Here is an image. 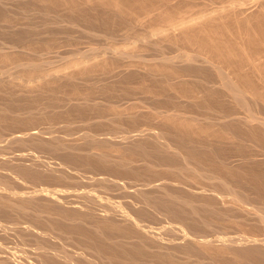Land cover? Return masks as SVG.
Wrapping results in <instances>:
<instances>
[{
    "label": "bare ground",
    "instance_id": "obj_1",
    "mask_svg": "<svg viewBox=\"0 0 264 264\" xmlns=\"http://www.w3.org/2000/svg\"><path fill=\"white\" fill-rule=\"evenodd\" d=\"M44 1L45 0H43V2ZM102 1L107 2L106 0H102ZM115 1H117V0H115ZM115 1H113V2H115ZM121 1H122L121 5H123L122 3L126 2V1L127 2L132 1V4H136V3L141 4V5H138V7L137 6L135 7L134 5H133L134 6L133 7L131 5V7L133 9L128 8L127 10H129V11L127 13L129 14L128 15L129 17L132 16L130 18H133V16H134V18L136 20H137V18H140V17L141 18L147 17V19L150 20L149 24L151 25L150 27L148 25L149 29L150 28L154 29V27H152V25L155 26L154 24L156 22L154 20L156 18V20H158V19L160 20V21L158 20V22L162 21V23L163 22L165 23L164 26L163 25H162V27L160 26L161 28L159 27V25H161L162 23L161 24L159 23V25L156 26L157 28H159L157 30L159 33H161V34L163 32H168V33L169 32H172V33L176 32L177 33V31H175V30H179L180 28L185 27V28H183V33L185 34L184 30L185 31L189 30L187 23L189 22V19H190L189 17H191L192 13L190 16H189V14L188 15L186 14L188 16V17L186 16V18L184 16V19L189 18L188 22L187 21L184 22V19L180 20V21H176L175 20L176 18L175 19L172 18L171 16H173V15L175 16L174 12L178 13V11H179V13L182 14V11L186 9V11L187 12L189 11V13H190V11L192 9L194 10V9L198 8L200 10V8H201V10L200 11L198 10V11L204 12V13H200V14H202L203 17H201V16L199 17L198 15H200V14H198L196 16H198V18L201 20L206 19V21H204V22L202 21L203 23H205L204 25H206V22H208L207 21L208 18H209L208 20H210V21L216 20L217 14H221L223 11H224V14L228 12V10L226 11L227 8H229V9L232 8V9H235V11L239 10L242 12L243 7H245V5H248L252 0H180L179 3L178 2L176 3L175 0H149V1L147 0L148 2L151 1L150 3H152V4L155 3V6L150 4V3H147L146 0H143V2L141 1L142 3H139L140 0L138 2H136L137 0L136 1L135 0H129V1L128 0H125V1L121 0ZM133 1H135V3H133ZM144 1H145V4H144ZM164 1H168V3H170L169 1H175V3L178 5L179 8L182 6L184 9L181 8L183 10L182 11L179 10V8L174 7V5H176V4L171 2L174 5H172L171 3L169 5H170V7L172 5V7L175 9V11H173V9L168 7V9L169 8L170 9H169V11H168V9H166V11L169 12V14H168L169 16H170V10L173 11V13H172L173 15H171L170 18H168V17H166L167 13L165 14L163 11V13L165 15L164 16L161 12L162 10L165 9L162 7H164L165 5L166 6L168 5ZM57 2H58V0H57ZM108 2L110 4L113 3V2L111 3L110 0H108ZM68 3H69V1H68ZM85 3H87V2L85 1ZM163 3H165V4H163ZM261 3H264V2H261ZM88 4H89V2H88ZM125 4H126V6L129 7V3L128 4L124 3V6H125ZM130 4H131V2H130ZM179 4H181V6H179ZM102 5L105 6V4H102ZM106 5L109 6L108 4H106ZM54 6H53V8H56V6L55 7ZM124 6H122L120 8V5H118V7L120 9H122ZM100 8H101V5H100ZM108 8H109V10H107V11L105 10L106 11L105 17H106V15L108 17L110 16L107 13L110 11V8H112V7L111 6L107 7V8L102 7V9H101V10H103V9H108ZM113 8L111 9V11L113 10ZM116 8H117V6H115V8H114L115 11H116ZM124 9L126 10V8H123V10ZM160 9H162V10L160 11ZM68 10H69V8H68ZM193 10H192V12H193ZM115 11H113L111 15L117 14L120 12L122 13V11L117 12V13ZM186 11H183V12L185 13ZM198 11H197V13H198ZM159 12H160V14H159ZM231 12H233L232 13L233 16L236 15V13L234 14V10L233 11L231 10ZM45 13H46V11H45ZM99 13H100V11H99ZM109 13H111V12H109ZM123 13H126V12L124 11ZM178 14H176L177 20L179 18V16H177ZM183 14H182V16H180V18L183 17ZM242 14H246V12L242 13ZM91 15L92 14H90L89 16H91ZM94 15H96V14H94ZM239 15H240V13H238V16ZM81 16H82V13H81ZM124 16H127V15H124ZM124 16H122V18ZM192 16H195V15H192ZM223 16H226V14ZM260 16H262V15H260ZM85 17H83V18L84 19L89 18V17H87V18H85ZM150 17L154 18V20L150 19ZM217 17H219V15ZM228 17H230V16L227 15V18ZM198 18H196V19H198ZM202 18H204V19H202ZM220 18H221V16L219 17L218 21L219 20L221 21L222 18L221 19ZM259 18H261V17H259ZM263 18H264V14L262 16V19ZM140 19H139V21H143ZM196 19L194 20L195 23H196ZM105 20H107V19H102V21H105ZM115 20H117V19H115ZM223 20H224V22H226L225 19H222V23H223ZM252 20H254V19H252ZM80 21H81V19H80ZM109 21L110 20L108 19L107 21L101 22V23L107 24V23H109ZM132 21H133V19H132ZM144 21H145V19H144ZM239 21L240 20H238V22ZM76 22H78V21H76ZM88 22H90V21H88ZM91 22H93V21H91ZM94 22L96 23V21H94ZM150 22L153 24H151ZM211 23L213 24V21ZM211 23L208 22L209 25ZM214 23H215V21H214ZM226 23H228V20ZM113 24L117 25V24H115V22ZM156 24H158V23H156ZM189 24L191 25V23H189ZM208 24H207V26H209ZM212 24L210 26H212L213 29L215 30V27ZM218 24H220V23H218ZM230 24H232V23H230ZM239 24H237V25H239ZM72 25H73V23H72ZM114 25H112V26H114ZM118 25H119V23H118ZM120 25H122V24H120ZM186 25H187V27H186ZM190 25H189V27H190ZM192 25H194V28H196L197 25H199V24L197 22V24L195 26V24H193V22H192ZM204 25L203 26L201 25V28L204 27ZM214 25L216 26L217 23H215ZM220 25L218 26V30L219 29L220 30H226L227 29L226 32L228 35L230 34V32L233 31L232 28H234V26H235L234 25L231 27L229 25L231 27V31H230L229 26H228L229 28H226V29H225V26H223L224 29H222L223 27L221 28V26L224 24H222L221 26ZM249 25L251 26V22ZM259 25L260 24L258 23L257 26H259ZM74 26H76V27L78 26V28H79V25L74 24ZM99 26H100V24H99ZM106 26H104V27H106ZM95 27H97V26H95ZM198 27H197V29H200ZM212 27L209 28V30H207L208 27H205L206 29L202 28V31L206 30V32L209 31V33H212L211 31H214L212 29ZM236 27H235V29H236ZM244 27H245V23H244L243 27H241V28L244 29ZM73 28L74 27H72V30H73ZM192 28H193V26H192ZM192 28H191V30H192ZM241 28H239V29H241ZM249 28L250 27L246 28L245 30L249 31ZM152 29H151V31H152ZM210 29H212V30L210 31ZM235 29H234V31H235ZM108 30H109V27H108ZM154 30H153V33L155 32V34H156V30L155 31ZM260 30L262 31V27H261V29H259V32H260ZM80 31L82 32V34L83 33L87 34L86 32H88V31L84 30V28L83 29L80 28ZM89 31H91V30H89ZM180 31H182V30L180 29L179 33H180ZM251 31H253V30H250V32ZM187 32H189V31H187ZM191 32H193V34H194L193 37H192L193 34ZM199 32L200 31L197 30V32H195V33H199ZM241 32L239 31V33H241ZM92 33L93 32H91V34ZM149 33H151V32H149ZM179 33L177 34V36L179 35ZM190 33L192 34L189 37L190 39L183 37L182 35H184V34H182V33H181L182 35L178 36V37H180V39L182 36L183 40L185 38V41H183L182 39L181 40L183 41V43L186 42L187 46H188V44H190L187 42V40L188 41L193 40L191 38H194V37H195L194 39H196L198 36V34H196V36H195L194 30L190 31ZM190 33H188V35H190ZM215 33H217L216 30H215ZM220 33L224 37L225 31L223 33L221 31ZM220 33H219V35H220ZM245 33H246V31H245ZM262 33L264 34V32H262ZM68 34H70V33H68ZM89 34H90V32H89ZM161 34H159V35H161ZM201 34H202V36L200 37V35H199L198 37L202 39L204 33L201 32ZM233 34H234V32H233ZM233 34L231 33L232 36H233ZM235 34H234V36L236 37V39H238V36L240 34L239 35L236 34L238 36H236ZM95 35H97V34H95ZM170 35H171V33H170ZM170 35H169V39H170V37H172L171 40L174 42L175 39L173 40V38H175L176 34L174 33V35H171V36ZM188 35L186 37H188ZM206 35L207 34H205L204 36H206ZM210 35L211 34L208 35L209 36L208 38L206 37L207 39H205V37H204L203 41H201V39H200L201 42L199 41V43L197 44V46L199 45L198 47L200 49H202V51L205 49L207 50L209 48L210 49L209 54H208L209 49L207 50L208 51L207 53H206V50H205V53L201 52V50H198L194 53L192 52L193 54L188 53L189 51H192L191 50L192 48H190L189 47L190 45H189L188 47L190 48V50H188L187 46H185L186 44H184L183 48L185 49V47H186V50H188V52L185 50V52L183 51V53L181 52L178 55H172V56L162 54L161 56H159L157 58L153 57L154 59L152 58L151 60H149L152 64L150 62L146 63L147 59L139 57L137 54L132 53L131 51H129L127 49L126 50L120 49L117 46H108L104 49H101L102 51L95 50V52L96 51H100V52H96L94 54H91V52H90V54H87V53L83 54V53L77 52L74 54V56H72V54H71L72 57L71 56L64 57V58L61 57L62 60L61 59L60 60L62 61V63H66V65L70 63V65H68V66L69 67L70 66L75 67L76 69H78V72L79 71L83 72L86 70L89 71L88 69L92 70L91 68H94L93 67L94 65L93 64L91 65V63H97V64L98 63L100 64V62H102L103 64H105V63L106 64H108V63H115L116 64L117 63V66H118V63H124L125 64L124 60H126V59L132 60L133 58H141L143 61L142 64L146 63L147 65L148 64L154 65V63H156V64H159V66L160 65L164 66L165 69L170 68V69H172V73L170 72V70L168 72L166 70V72H165L161 66L160 67L157 66L160 73L163 74L162 77L164 78V82L166 84L169 85L170 83L173 84L175 82L180 83V84L182 83V85L185 84L184 85L185 87H182V88L178 84H173V85H175V87L178 85L180 88L179 89L177 87L179 89V90L177 89V91H176L177 94H179L178 91H180V90L184 91L185 89H183V88L187 89L192 85L191 88H189L192 90V93L191 92L189 93L186 90V92L189 93L186 95V93L184 94L182 92L184 94V97L187 98V101L188 100L194 101V99L197 97H198V99L197 100L195 99V101H198L201 98L203 99V97H204L203 95L211 93L213 95H216V97H217L216 102L219 104L220 107L216 108L217 107L216 105L212 106L211 104H209L210 102L207 103V101H206V103L208 104L207 106L211 105L212 108H214V106H216L215 107L216 109L214 108V112H212V109H210L209 108L210 106H209V107H207V110H209L211 112H208L205 108L204 109V110H206V111H204L205 114H202L203 111H201L202 112L201 114H198L200 112L197 113L196 111H194V112L191 111V109L189 111L185 108H182L183 104L181 105V108H178L177 106L180 107L179 103H175V105L172 104V108H170L171 106L168 107L169 104L167 105V102H166V104L164 103L165 106L164 105L159 106L158 104H161V103H158V102H160V101L157 102L158 104L154 101L153 103H156L158 106L147 107V106H144L146 104L140 103V102H142L141 100H139L140 104H138L136 101L135 102L137 104L135 102H134L135 103L134 104L133 101L138 100V99L133 100V98L131 96L130 97L132 98L133 101L130 100L131 98H128L130 100V102H129L128 99L126 98L127 95H126V97H124V101H126V102L128 101L129 104L132 102V104L135 105V108L134 109L132 108L134 111H135V109L138 108V110H139V108H140V115L139 116H141V113L143 114L144 107H145V109L147 107L148 108V109H146L147 112L145 111L146 114L145 113L144 114L146 116H147V113H149L148 114L149 116L151 114V116L154 119L153 120L151 117L153 122L156 119L161 120L162 118H164V123L161 122L162 120L160 122L158 121V123H161L163 125H170L171 127H173V125H176V128H177V125H179V127L181 126V128L184 126V127H187L186 129H188V128L193 129L194 132H195V129L198 131L204 129L205 131L207 130L208 133H210L209 130H211V129L213 130L214 128H217L218 130H215L212 139H210V136L207 137V132H206L205 138L207 140L205 138H203V140L204 141L206 140V142H207L208 138H209L212 141L211 142L209 141L208 142L209 144L202 143L201 147H198L196 145V142H195L197 135L195 136L193 133H192V136H195V137H193L195 140H193L190 137H188V138H190L188 140L185 139L186 141L182 138L178 140L179 137H176L177 142H174L171 139L172 134H169L170 130L168 133H166V131L163 128L161 129L159 127L161 130H158V132L152 133L151 126H150L151 132H149L150 130H148V128H146V130H148L147 134H140V135L136 134L137 135L136 137L133 135L134 137L133 136H125L123 139L121 138L122 140H119V142H121V144H123V145H121L119 143L120 144L119 149L117 148V146L119 144L118 145L113 144L114 142L117 143L118 140L115 139V141H113L114 138H108L107 137L106 139H104V137H102V139L106 140L107 143L109 141V144H107L103 140L105 142V144H107L106 146H108L109 148H107V147L104 148V146H105L104 144L101 147H103L107 151L111 147H112V149H110V150H112V151L117 148L118 154L115 153V155L110 151L99 152V150L101 151L102 148L96 151L95 149H96L97 145L95 146V144L92 145L93 147H91V148L87 147V149H85L86 147L85 148H78V147H72V146H66V145L63 146V145H61V143H62L61 142V143H59L58 146H60V147L62 146L61 150L62 151L64 150L65 154H67L66 152H68V154L70 153L69 156L72 155V157H68V158L64 157V161H63L64 163L62 162V164H60V165L58 164L57 166L55 163L56 167L53 165V162H52V165H50L49 161H47L48 164L46 163L47 164L46 165L45 164L46 161L45 162H44V160L39 161L38 159H35L33 157L32 158L35 159V161L33 160L34 162H37V160L41 163L44 162L41 165L42 167H38L35 164H23V165H21V163L19 164V162H17L18 163L17 167H15L16 166L15 165L14 166L15 168H13V166H12V170L7 169L8 174L6 173L5 176H2V174H0V232L3 233L4 235L5 234L11 235L12 233L16 234V231L18 232V230H16V229H17V227H19L20 223H17V222L14 223L15 219H14V221H9V219L7 221H5V219L7 217L4 218L8 214H9L8 216H11L10 214H12V215H15L18 217L19 222L22 221V225L24 224V227L23 226L22 227L25 230L30 228L29 232L31 230H33L34 228H35L34 230H36V228H38L37 223H39V222L46 224V227L47 226L49 227V229L46 228V230H45L46 233L44 230H42V231L36 230L35 231L36 234H38L40 232V234L42 236L44 235L47 237H52L53 240L55 239V240H57V242L50 241L51 239L49 238L50 240H48L47 237H45V239L47 238L46 241H44V240L42 241L41 239H44V237L41 238V236L38 234V236H40V241L39 240H37V242L34 241L37 243V245L34 243V245L36 247L34 246L35 248H32V249H34L32 251L35 252V255L33 254L34 257H32L33 252L31 251V249L28 248L31 251V252H29L30 253V255H29V253H28L29 250L27 251V249H26L27 248L26 243L23 242V244H21V243H20V245L18 244V246L20 248H15V246H14V248H11L10 246L7 247L3 243V240L1 238L2 241L0 240V264H264V196H261V195H264V193H263V191H262V193H260L257 190L258 189L257 185L263 186L261 182L264 181V179L262 178V176H260L261 177L260 180L255 178L254 177L255 172H253V175H254L253 177L248 175L249 173L247 174L245 172V170L249 167H252V168H249L252 170L253 167L258 166V165H256L259 163L258 158H260V157L264 158V116L262 115L263 112H261V110H260L261 108L264 107V75H263L264 72L262 73V71H264L262 68H264V67H262L260 64V63L264 62L263 61L264 60V56H263L264 53L261 52L264 49V48H262L263 47L262 45L264 44V38H262V37H264V36L261 35L262 36L261 37L259 35L260 38L263 39V41L261 40L263 44L260 43L261 42L260 39L259 40L257 39L256 46L254 45V47H252V48L256 47L259 50L254 49V51H256V53H253L252 52L253 50L251 52H249V50H251L250 49L251 46H249L250 48L248 47L249 50L246 48V50H247L246 51V50H244L245 48L243 49L242 46H239L240 43H238L239 47L237 45H234V46H237L235 48V47H233V44L229 45V42L227 41V39L225 42H227L228 44H225V42H224L225 37L222 38L221 36L219 37L218 34H216V36H215V34H212L211 37H213V35H214L216 38L219 37L220 39L222 38L221 40L224 39L222 41L223 43L219 39L220 43L217 44L219 42L218 39L215 38L217 42L216 41L214 42L215 39L210 38ZM228 35H225V36L228 38L229 37ZM147 37H149V39H150L151 35L150 36H138V38L135 41H133L131 43V45L138 44V42H140V44H142L141 43L142 41L146 42V39H148ZM163 37H165V35ZM178 37H177V39H178ZM233 37H230V38L234 39ZM241 38H243V36ZM55 39H56L55 40L56 42H58L57 40H59V42H61V40L63 38L58 39V37L56 36ZM232 39H228V40H230V44L234 43L236 41V39H235L234 42H231V41H233ZM15 40H17V39H15ZM179 40H176L175 42L177 43V41H179ZM197 40H199V39H196V41ZM20 41H21V39H20ZM64 41H65V39L63 40V43H64ZM74 41H76V40H73V43H74ZM163 41H164V39H163ZM194 41L193 42L189 41V42H191V44L198 42V41L197 42H194ZM253 41L255 42V40H253ZM258 41H260V42H258ZM52 42L53 41H51L50 43H52ZM59 42H58V44H60ZM77 42H79V41H77ZM164 42H166V39ZM237 42L238 41H236L235 44H237ZM41 43L43 44L45 42L42 41ZM53 43L56 44L55 42H53ZM63 43L61 42V44H63ZM70 43H71V41H70ZM171 43H169V44H171ZM183 43H179V45L177 43L178 46H176V47H181L183 45ZM247 43H249V42H247ZM250 43H249V45H250ZM259 43L261 44L260 47L262 49L260 47H258L259 45L257 46V44H259ZM8 44H10V43L8 42ZM47 44H45V45H47ZM65 44H66V42H65ZM180 44H182V45L180 46ZM252 44H255V43H252ZM6 45H7V43H6ZM20 45H22V44H20V42H17V43L14 42L13 44L11 42V44L8 48L13 50V51H16L18 48H20ZM200 45H201V47H200ZM244 45H243V47H245ZM42 46H44V44ZM51 46L52 45H49L50 49H51ZM68 46H69V44H68ZM152 46H155V45H152ZM197 46H195V48ZM4 48H7V47L4 46V47L0 48V58L2 56H4L3 62H4V59H6V60L8 59V54L4 51L5 50ZM44 48H45V46H44ZM140 48H141V46H140ZM50 49L48 47H46L45 48L46 52L45 51H42L43 53L40 52V54H39L40 58L38 57L39 61H40V62L38 61L39 63H54V60L52 62V58H51L53 56L48 57V55L49 54L51 55V53H53L57 50L51 51ZM54 49H56V48L54 47ZM257 50L260 51L261 53H259ZM17 53H19V52H17ZM137 53H138V51H137ZM249 53H251V54H249ZM13 54L15 56V53H13ZM139 55H141V54H139ZM55 59H58V58L56 57ZM63 60H64V62H63ZM33 61L28 62V63H38V62H35L37 60H33ZM23 65H24V67L28 68L27 64H26V66H25V64H23ZM23 65H21V66L23 67ZM111 65L112 64H110V66ZM120 65H119V68L121 67ZM31 66L34 69L35 66L33 67V65L30 64V67ZM68 66H65V69ZM103 66H105V65H103ZM226 66H227V68L230 67L229 69H231V73L234 76L232 74H230L229 70L226 68L228 70V73H227V70H225V68H224ZM151 67L153 68V66H151ZM154 67L156 68V66H154ZM35 68H37V67H35ZM112 68L116 69V68H114V66ZM123 68H125V67H123ZM155 68H154V71H153V69L150 68L153 71V73H155ZM160 68H162L165 73L161 72L162 69H160ZM260 68L262 69V71ZM17 69H18V67H17ZM37 69H39V68H37ZM76 69H75V71H76ZM111 69L107 68L109 73H110L109 70H111ZM204 69L208 70L205 73H210V71H212V73H214V77H210L209 75H211V74L208 75L210 78L206 77V76L204 77L201 73L202 70H204ZM42 70L43 69H41L40 71H42ZM62 70L63 69H61V71ZM158 70H157V74L159 72ZM206 70H204V71H206ZM4 71L0 70V83H2L1 82L2 80L6 81V79H8L7 81H9V83L10 82L16 83L18 81L19 84H23V87L26 85L25 87L30 88L31 87L30 85H32L34 82H36V86H34L35 84H33L32 87L33 88L35 87L34 89H36L38 91L41 89L40 87L42 84H40L38 86L37 81L39 84V82L41 83L42 81L43 82L46 81L44 79H46L47 77L52 76L51 70H50V72H47V73L42 74L40 76L36 75V77H33V78L31 77V76H33L32 74H31V76L29 74L28 77H24L21 74H20L21 76H17L18 74L16 75L12 72H9L6 70H4ZM44 71L46 72V70H43L42 72L44 73ZM55 71H56V69H55ZM69 71H72V70H69ZM75 71H73V72H75ZM113 71L115 72L114 76L116 78L111 76V75L110 76L107 75L108 78L113 77V78L117 79L118 77L121 78L124 74H125V77H127L126 73L128 71L130 73L132 70L130 71L126 67V69L120 70L118 72H117V70H112L111 72H113ZM146 71H147L146 73H149L148 70H146ZM7 72L9 74H7ZM82 72H80L79 74H81ZM140 72L142 73V71H140ZM24 73H26V72H24ZM103 73L106 74L105 70L103 71ZM167 73H169V74H167ZM59 74H60V72L58 73V75ZM61 74L60 75L64 79H67L68 81H70L72 79V77L70 76V74L73 75L72 72L70 73V72H67V70H66L64 72V74L62 72H61ZM82 75H83V73L81 74V76ZM136 75H137V73H136ZM86 76H88V75H86ZM158 76L161 77L159 74H158ZM249 76L251 78L250 80L248 78ZM252 76L255 78L254 80H252L253 79ZM105 77H106V75H105ZM152 77L154 78L155 76H151V78ZM162 77H161V79H162ZM246 77L248 80H246ZM84 78H85V76H84ZM120 78H118V80ZM50 79H48V80L50 81ZM64 79H62V80L64 81ZM146 79H148V77ZM156 79H157V77H156ZM256 79L261 81V83L259 84V82H258V84H256V82H257V81L255 82ZM80 80L81 79H79V81ZM160 81L161 80H159V84H161ZM119 82H120V80H119ZM44 83L46 84V82H44ZM117 83L118 82L116 81V84ZM112 84H113V82H112ZM162 84H161V86H162ZM186 84L187 85L190 84V86L186 87ZM16 85L17 84H15V86ZM109 85H110V83H109ZM193 85H195L197 87V88L194 87L195 89H198L197 92H196V90H194V88L192 89ZM68 86H70V85H68ZM163 86H164V84H163ZM149 88L150 87H148V89ZM156 88H158V86ZM165 88L168 89L170 87H165ZM165 88L163 90L164 92L158 91L159 92L158 93L156 91L157 94H159V96L161 94L163 96H165L163 94L166 92ZM59 89H60V87H59ZM99 89H101V87ZM159 89L161 91V89H163V87L159 86ZM172 89H173L172 91L170 89H168V90H170L171 93L175 92L176 89H174V87ZM44 90L45 89H43V91ZM145 90H146V88H145ZM168 90H167V92H168ZM193 90H194V92H193ZM24 91H26V90H24ZM71 91H73V89ZM74 91H77V90H74ZM110 91H112V90H110ZM170 92H169V94L171 95ZM104 93H105V91L103 92V94ZM13 94H15V93H13ZM177 94H176V96H179ZM98 95H99V93H98ZM107 95L108 94H106L105 96H107ZM167 95H168V93H167ZM167 95H166V97H167ZM153 96H155V95H153ZM210 96L207 95V97H209V98H210ZM155 97H156V100L159 99V98L157 99L158 95H156ZM170 97H169V99H170ZM213 97H211V99ZM74 98H76V97H73V100L76 101L77 98L76 99H74ZM176 98H177V100H176ZM176 98L173 99L172 101H174V102L178 101L179 98L178 97H176ZM166 99L164 98L165 101H167ZM180 99H179V101H180ZM202 99L199 100V102L200 101L202 102L203 101ZM205 99H207V98L204 97L203 104L205 102ZM66 100H67L66 102H68L70 99H66ZM89 100H87V99H85V101L82 100L81 104H79L78 101L77 102L73 101L75 103L72 106L73 110H76V112H77L78 109H76V108H80V107L84 108L85 106H87L89 109L90 108H96L94 105L92 106V104H94L93 101H91L92 103L89 104V102H90ZM110 100H112V99H110ZM183 100H185V99H183ZM183 100H181V101L183 102ZM214 100H216V99L214 98ZM214 100L212 99V101H214ZM70 101H72V100H70ZM83 101H84V103H83ZM112 101H114V100H112ZM115 101L113 104L110 103L111 101H109V103H110L109 109L110 110H111V108H115V111H117L116 108H120V107H123L124 105L128 104V102L124 103L123 99H120L119 101H117V99H116ZM191 101H188V102H191ZM195 101H194V103L196 105L198 102L196 103ZM63 102H65V101H63ZM161 102H163V101H161ZM169 102L171 103V99L169 100ZM201 102H200V104H201ZM105 103H107V102H105ZM105 103H104V105H105ZM206 103L204 105H206ZM132 104H130V106ZM177 104H179V105H177ZM214 104H216V103H214ZM66 105H68V104L65 103V105H63V107ZM70 105H71V103L69 104V106ZM166 105H167V107H166ZM198 105L199 104H197L196 106L198 107ZM99 106H101V105L99 104ZM173 106H176L177 108L173 107ZM199 106H201V105H199ZM7 107L1 108V106H0V116L2 117V118L0 117V120H3L8 115V112L11 111V108H9V110H10L9 111ZM103 107H105L104 109H106V106H103ZM141 107H143V112H141V110H142ZM183 107H185V105H183ZM203 107H206V106H202L201 108L203 109ZM46 108L47 107H45V108L43 107V110ZM186 108H188V107H186ZM39 109H41V108L39 107ZM66 109L67 108H65V110ZM85 109L87 110V108H85ZM85 109H83V110H85ZM126 109H128V108H126ZM130 109H131V107H130ZM30 110H31V108L29 109V111ZM33 110H35V109H33ZM138 110H136L135 112L138 113ZM262 110L264 111V109H262ZM15 111H17V110H15ZM95 111H97V110H95ZM83 112L86 113L87 111H83ZM124 112H126L128 114L127 111H123V113ZM133 112L132 113L129 112V114H131V116L133 115L134 117H136L138 114L134 115L135 112L134 113ZM21 113H20V116H21ZM29 113H31V112H29ZM45 113H46V110H45ZM72 114H73V111H72ZM12 115L13 114L11 111V114L9 116H12ZM17 115H19V114H17ZM23 115H25V112L23 113ZM65 115H66V113H65ZM88 115H89V113H88ZM133 116H132V118H133ZM144 116H143V118H144ZM149 116H148V118H149ZM32 117H33V115H32ZM54 117H55V115H54ZM126 117H128V115L123 114V118L126 119ZM130 117L127 118L128 121H129ZM154 117H156V119ZM160 117H162V118H160ZM6 118H8V116ZM23 118H24V116H23ZM139 118L140 117H138V118L136 117L135 119H137V121L139 120V124H140L144 120L141 119V121H140ZM148 118H146V119L148 120ZM165 119L167 121L166 123H165ZM10 120H11V118H10ZM49 120H51V119H49ZM12 121H13V119H12ZM18 121H19V117H18V120L16 121V123ZM27 121H26L27 123H30L32 120L31 121L27 120ZM134 121L136 122V120H134ZM151 121H149V122H151ZM3 122H4V120H3ZM3 122L0 121V123H3ZM20 122H21V120H20ZM22 122H23V120H22ZM67 122H69V121H67ZM153 122H151V123L154 124ZM31 123H33V122H31ZM145 123L143 122L142 125L144 126ZM148 123H146V124H148ZM20 124H23V123H20ZM132 125L135 126V123L134 124L132 123ZM142 125L140 124L141 127H143ZM155 126H156V124H155ZM158 126H161V125L158 124ZM170 126H168L169 127L168 129H170ZM137 127H139V126H137ZM156 127H155V129H157ZM179 127L177 129H179ZM165 128H167V127H165ZM184 129L185 128H183V130ZM188 130H186V131L188 132ZM204 130H202V132ZM237 130H239L240 133L236 132ZM155 131H157V130H155ZM191 131H189L188 134H191ZM135 132L136 133L140 132V130L139 131L135 130ZM178 132H180V131H178ZM173 133H174V131H173ZM203 133L205 134V132H203ZM203 133H202V135L204 136ZM173 135H174L173 136V139H174L175 134H173ZM180 135L181 134L179 133L178 136H180ZM25 136H21V138L25 137ZM100 136H101L100 134L98 136L96 134V136H95V133H94L93 135L92 134L88 135V137H89L88 139H91V140H93L91 142H93V143L97 142L96 144H98V141H99L98 139L100 138L101 142L104 143ZM104 136H107V135H104ZM181 136H183V138H185L184 134H182ZM186 136H188V135L186 134ZM112 137H114V136H112ZM17 139H18V137H17ZM17 139H15L16 142H18ZM22 139H20V141ZM24 140H26V138H24ZM38 140H40V139H38ZM52 140H51V143L56 142V144H55L56 146H57V143L60 141L58 138H53ZM56 140H58V141H56ZM111 140H112V143H110ZM227 140H228V143L230 144V146H233L235 148L234 150L230 149L229 152H222L223 154H221V152L220 153H217L216 151L214 152L213 149H214L215 144L219 145L220 143H226ZM34 141H33V144L36 142V141L35 142ZM42 141H44V140L42 139ZM26 142L29 143L27 140H26ZM39 142L40 141H38V144L42 145V143H43V145H44L46 141H44L42 143L41 142L39 143ZM101 142H99V143L101 144ZM198 142L200 143V141H198ZM31 143H32V141H31ZM213 143H214V145H213ZM24 144H26V143H24ZM38 144L35 143L34 145L37 146ZM52 144L47 145V143H46L47 146H51ZM205 144H207V145H205ZM27 145H29V144H27ZM43 145H42V147H43ZM58 146H57V148H58ZM98 146L100 148V145H98ZM39 147H40V145H39ZM218 147H221V146H218ZM227 147H228V144H227ZM202 148H203V150H202ZM221 150H223V149H221ZM56 152H57V150H56ZM83 152L86 153L85 157H82V156H84ZM206 152H208V153L211 152L212 156L210 155V158H208L209 155L207 156L208 153H206ZM77 156L78 157L81 156L82 158L81 157L78 158ZM133 156H135V158H133ZM39 157H40V155H39ZM262 161L264 162V159ZM24 163H27V161ZM71 163H75L76 166L73 164L75 167H77L78 163L79 164L82 163V165L84 167H87V168L89 167L90 170L92 169L93 171H96V172H103L104 170H105L104 172H107L109 170L110 173H108L109 172L108 171L106 174V175H110L109 177H105L106 175L103 176L100 173V175L105 177L103 179L104 181L102 184H104V182L106 180L109 181L108 179H110V177L112 176L111 174H113V176L115 177V175L118 176L119 173L122 174V171H119V170L128 171L129 173L126 172L128 174L126 178H128V179H125V180L126 181L129 180V182L121 181L122 182L121 185H119V184L118 185L120 188H122V189L124 188V189L128 190L127 193L131 194V195L129 196V195L125 194V195H127V201H125L126 198L123 197L125 199L124 200L125 202H123V200H121V201L113 200L109 196H107L108 195L107 193H105L109 190L108 187L106 186V183H105V186L108 189V190H106V188L103 187V190H104V188L106 190V191H103V193H105V194H103L102 191H101V193H102L101 194L100 192H98V190H95L94 187L93 188L91 187V189H87V190L85 189V191L80 192V193L78 192V193L74 194L75 193L74 192L72 195L73 196L77 195V196L76 197L74 196L73 199L69 198L70 200H68V197H65L66 195H63L64 191H61V190H57V189L52 190L53 188L52 189H50V188L36 189L35 188L34 190H36V191L33 190V192L32 191L31 192H28V191L27 192H19L17 190V187H15V185H14V183H15L17 185L20 184V186L21 185L25 186V184H24L25 182L23 181V184H22L20 182L21 180H25L27 183H30V184L32 183V181H35V182H36V180L42 181V179L46 178V175L48 176L51 174L53 176V174L54 175H56V173L60 174V172H62L63 170L66 171V169H68V168L71 169L72 167L70 168L69 166L67 168V165H69V164H70V166H73V165H71ZM12 164H14V163H12ZM43 164H45L46 166H44ZM8 165H9V163H8ZM8 165H6V168ZM19 165H21V166H19ZM82 165H79V167H82ZM35 167H37V168H35ZM263 167H264V163H263ZM9 168H10V166H9ZM4 169H5V167H4ZM106 169H107V171H106ZM4 171H6V170H4ZM125 171H123V173ZM258 171H259V169H258ZM46 173H49V174H46ZM148 173H151L154 175V177L155 176L156 177L155 178L152 177V179L151 178H145L147 176L148 177L152 176L151 174H148ZM44 174H46V175H44ZM143 174L144 175L147 174V176L146 175L144 176ZM48 178L49 177H47L46 179H48ZM65 178L66 177H64V179ZM118 178H120V176ZM118 178H117V180H118ZM124 178L125 177H123V179ZM50 179H51V177H50ZM50 179L48 181H51V182L55 181V180L52 181ZM99 180H101V178ZM99 180H98V182H99ZM245 180L250 181L249 183H247V181H246L247 184H249L250 186L252 184L254 187L257 188V189L256 188H254V189H256V191L260 193V194L257 193L259 195V197H257V195H255V197H257V198H254V197L250 196L248 193L247 194L245 193V191L247 190V189H244L245 187H243ZM59 181L60 180H58V182ZM41 183H39V184H41ZM109 184H111V181ZM109 184H108V186H109ZM241 184H242V186H241ZM249 185H247V186L249 187ZM244 186H246V185H244ZM60 189H62V188H60ZM251 190L253 191V189H251ZM68 191L67 192L65 191V193L67 195L69 193ZM73 191H76V190H73ZM248 191H249V189H248ZM256 191H255V193H254V191L251 193L256 194ZM4 192H7L6 194H8V195H6V194L4 195L3 194ZM40 194H42V195L44 194V197L48 196L50 198L49 199L50 203L49 204L47 203V205L46 204L44 205L41 201H36L35 200L37 198L36 196L40 195ZM41 197L39 198V200L41 199ZM121 198H119V199H121ZM115 199H117V198H115ZM40 202H41V204H40ZM41 205L42 206L44 205L46 207H42ZM22 215L23 216H29L27 218L28 222H25V221L20 219V218H22ZM145 216H146V218H147V216L148 217L149 216L150 217L155 216V218H156V216H159L158 218H160V217L162 218V221H163L162 223H164V225L161 224L162 226L157 227V228L150 227V226L146 225L148 218L145 219ZM215 219L218 220V221L216 220V222H218V225H219V222L228 223L227 226L231 225L230 228L232 227V228L236 229L235 232H232V231L229 232L228 230L225 231L226 230V224H225V228L223 227L225 229L224 231L218 232L220 230V228L221 229H223V228L217 226L219 228V229H217V232H215V230H212L211 232L205 233V232H207V231H205L206 229H210L213 226L212 223L214 222L213 220H215ZM24 220H25V218H24ZM158 220H160V219L156 218V221H158ZM16 221H17V218H16ZM153 221H155V220H153ZM200 225H202L203 227ZM222 225H224V224H222ZM41 227H43V226H41ZM204 227H208V228H204ZM200 228H202V230L204 228L205 232H203ZM43 229H45V227H43ZM227 229H228V227H227ZM43 231H44V233H43ZM26 232L28 233V231H26ZM32 232H34V231H32ZM262 232H263V234H262ZM9 235H7V236L11 237ZM0 236H2V235H0ZM15 236L20 237V234H18V235L16 234ZM15 236H13V238ZM34 236H35V234H34ZM20 238H21V241L25 240L24 236L20 237ZM20 238H18V239H20ZM26 238H28V237H26ZM15 239H16V237H15ZM67 239H68V241H69V239L71 240V241H69L70 245H71V243H73V245H74L75 242L81 241V240L82 241L84 240V242L86 244H82L84 242L81 241L80 243H78V242L76 243V244H78L77 246L75 245L76 247L73 245L70 247V245L67 246V243L63 242L64 240H67ZM32 240H35V238ZM73 240H75V241H73ZM15 241L18 242V240H15ZM47 241H49L51 243L53 242V244H49ZM9 243H11V242L9 241ZM196 248H198V249H196ZM6 251H8L9 253H7ZM3 253L6 255V257H2V256H4ZM1 254H2V256H1Z\"/></svg>",
    "mask_w": 264,
    "mask_h": 264
},
{
    "label": "rangeland",
    "instance_id": "obj_2",
    "mask_svg": "<svg viewBox=\"0 0 264 264\" xmlns=\"http://www.w3.org/2000/svg\"><path fill=\"white\" fill-rule=\"evenodd\" d=\"M68 1H69V3H68ZM85 1L87 2V3H85ZM107 2H103L102 0H58V2H57V0H45L44 2H43V0H0V48H2V47H7V48H4L5 50V52L8 54V59L6 60V59H4V62H3V57L4 56H2L0 59V70H6V71H9V72H12V73H14V74H18L17 76H24V77H28L29 76V74H30V76H31V74L33 75V76H31L32 78L33 77H36V75L37 76H40V75H42V74H45V73H47V72H50V70H51V72H52V76L51 77H47L46 79H44V80H46V81H44V82H46V84L42 81L41 83L39 82V84H38V81H37V85L39 86L40 84H42L41 85V89L38 91V90H36V89H34L32 86H33V84H35L34 86H36V82H34L32 85H30L31 87L29 88V87H23V84H19L18 83V81L15 83V82H10L9 83V81H7L8 79H6V81H1L2 83H0V106H1V108H3V107H7L8 108V110H9V108H11V111H12V116H9L10 114H11V111L10 112H8V118H4L3 120H4V122H3V120H0V121H2L3 123H0V174H2V176H5L6 175V173L8 174V170L9 169H11L12 170V166H13V168H15V167H17L18 166V163L17 162H19V164L21 163V165H23V164H35L36 166H38V167H42L41 165H42V163H44L45 161V164L47 163V161H49V164L50 165H52V162H53V165L55 166V163H56V166L59 164H62V162L64 161V157L65 158H68V157H72V155L71 156H69L70 155V153L68 154V152H66L67 154H65V151L63 150H61V148H62V146L60 147V146H58L59 145V143H61V145H66V146H72V147H78V148H85V149H87V147L89 148H91V147H93L92 145H94L95 144V146L97 145H100V148H99V146L97 147L96 146V151L97 150H99V149H101V151L99 150V152H104V151H106V152H108V151H110V152H112L114 155H115V153H117L118 152V149H119V146H120V144H121V142H119V140H122L125 136H137V135H140V134H147L148 133V130H150V126H151V130H152V133L153 132H158V130H161L162 128L166 131V133H168L169 132V130H170V132L173 130L174 131V133H173V131L170 133L169 132V134H172L171 136H172V141H174V142H177L176 141V137H179L178 138V140L179 139H190V138H192L193 140H195L193 137H195L196 135V140H195V142H196V145L198 146V147H201V145H202V143H207V144H209L208 142L210 141H212V140H210V139H212V137H213V135H214V132H215V130H218L217 128H214L213 130L211 129V130H209L210 131V133H208L207 132V130L205 131L204 129H202V130H204L203 132H205V134L202 132V130H196L195 128V132L193 131V129H186L187 127H182L181 128V126L179 127V125H177V128L179 127V129H177L176 128V125H173V127H171L170 125H163V124H161V123H158V121L160 122L161 120V122L162 123H164V118H162V117H160V118H162L161 120L160 119H156V117H154L156 120L153 122V117L151 116V114H150V116L148 115L149 113H147V116L145 115L146 114V112H147V110L146 109H148L147 107H149V106H160V105H164L165 106V104H166V102H167V105H168V107H170V108H172V104H174L175 105V103H179L180 104V107L179 106H177L178 108H181V105L183 104V105H185V107H183V105H182V108H185V109H187V110H189L190 111V109H191V111H196L197 113L198 112H200V113H198V114H201L202 112L201 111H203V113L202 114H205V112L204 111H206L207 110V107H209L210 109H212V112H214V108L216 107V108H219L220 106H219V104L216 102L217 101V97H216V95H213V94H211V93H208V94H206V95H203L205 98H207V99H205V102H204V104L206 103V101H207V103L208 102H210L209 104H211L212 106L213 105H216V106H214V108H212V106L211 105H209V106H207L208 104L206 103V105H204L203 104V101H204V97H203V101L201 102V104H200V102H199V100H201V99H199L198 101H195V99L197 100L198 99V97L197 98H195L194 99V101L197 103V104H199V105H201V106H199L198 105V107L195 105V103H194V101L192 102L191 100H188V101H191V102H188L187 101V98H185L184 97V94L186 93V95L187 94H189L190 92L192 93V90L191 89H189V88H191V86H190V84L189 85H187L186 84V87H188V86H190L189 88H183V89H185L184 91H178V93L179 94H177L176 93V91H177V89L179 88V86L182 88V87H185L184 85L185 84H183L182 85V83L180 84V83H173V84H178L176 87H175V85H173L172 83H170L169 85L168 84H166L165 82H164V78L162 77V75L163 74H161L160 73V71L158 70V67H160L159 66V64H156V63H154V65H150V64H146V63H149L150 61L149 60H151L153 57H159V56H161L162 54H165V55H178V54H180L181 52L183 53V51L185 52V50H186V47H185V49L183 48L184 47V44H186L185 46H187V43L185 42V43H183V41H185V38H187V39H190L189 37L193 34V32H191L190 33V31H192V30H194V33L195 32H197V30L198 31H200L199 33H195V36H196V34H198V36L200 35V37L202 36V34H201V32H203L204 33V35L205 34H207L206 36H204L203 35V37H202V39L201 38H199L198 36H197V38L196 39H199V40H197L196 41V39H194V38H191V39H193V40H189V41H191V42H193L194 40V42H197V43H194V44H191V42H189L187 39V42L188 43H190V44H188V46L190 47V48H192L191 50L192 51H189L188 52V50H190V48L187 46V48H188V50H186L188 53H194V52H196V51H198V50H201V52H204L205 53V50H203L202 51V49H200L198 46H197V44L199 43V41H200V39H201V41H203V38L205 37V39H207L209 36V34H211L210 35V38H216L215 36H216V34H218V36L220 37H222V38H224L225 37V40H224V42L226 41V39H227V41L229 42V45H232L233 44V47H237L239 44L238 43H240V45L239 46H242V48L244 49V50H246V48L248 49V47L249 46H251V50H249V52H251L252 50V52L253 53H256V51H254V49H258V48H252V47H254V45L256 46V42H257V39L259 40L260 39V41L262 40L263 41V39L262 38H264V37H262V36H264V34L262 33V32H264L263 30H264V18L262 19V16H263V12H264V3H261V2H264V0H252L248 5H245V7H243V11L241 12V11H239V10H236L235 11V9H232V8H230L232 11L234 10V14L236 13V15H232V13L233 12H231V10L229 9V8H227L226 9V11L228 10V12L227 13H225L226 14V16H223V15H225L224 14V11L221 13V14H217L216 15V20H208L207 19V21L209 22V23H211L212 21H213V26L215 27V30H216V32L217 33H215V30L213 29V27L212 26H210L209 24H208V22H206V25H204L205 23H203L204 21H206V19H204V18H202V19H204V20H201V19H199L198 18V16L200 17H203L202 16V14H200V13H204V12H199L200 10H201V8H200V10L197 8V9H192L193 10V12H192V10L190 11V13H189V11L187 12L186 11V9L185 10H183L184 8L181 6V4H179V6H181L180 8L178 7V5L176 4L177 2L179 3L180 2V0H175L176 1V3H175V1H169L170 3L172 2V3H175L176 5H174V4H172V5H174V7H177V8H179V10H183V11H186L185 13L182 11V14H183V17H181L180 18V16H182V14H180L179 13V11H178V13L177 12H174V14H175V16L172 14L173 13V11H175V9L172 7V5H171V7H170V3H168V1H164L165 3H167L168 5L165 7H162V8H165L164 10H162V9H160V11L162 12V14L164 15V13L166 14L167 13V16L166 17H168V18H170V16L171 15H173V16H171L172 18H176L175 20L176 21H180V20H183L184 19V16H185V18H186V16L189 14V16L191 15V13H192V15H195V16H192L191 15V17H189L188 19H189V22H188V19H184V22L185 21H187L188 23V28H189V30H187V31H189V32H187V31H185L184 30V32H185V34L183 33V28H185V27H183V28H180L182 31H180V33H179V30H175V31H177V33L176 32H174L176 35H175V38H173V40H174V42L176 41V40H179L180 39V37H178V36H180V35H182V34H184V35H182L183 37H185L184 38V40L182 39L183 37L181 36V39L183 40H179V41H177V43H178V45H179V43H183V45L182 44H180V46L181 47H176V46H178L177 45V43L175 42H173L171 39H172V37H170V39H169V35H170V33H171V35H174V33H172V32H163L162 34L161 33H159L157 30L159 29V28H157L156 26L157 25H159V23L161 24L162 23V21L161 22H158V20H156V18H155V20H154V18H151L150 17V19H153L156 23H158V24H154L155 26H153L152 25V27H154V29L156 30V34H155V32L153 33V30L154 29H152V28H150L149 29V27L151 26L150 24H149V21L150 20H148L147 19V17H145V18H137V20L134 18V16H133V18H130V17H132V16H128L129 14L127 13L129 10H127L128 8H132L131 7V5L133 6H137L138 7V5H141V4H132V1H130L131 2V4H130V2H123L122 4L123 5H121V0H117V1H115V0H110L111 1V3L113 2V1H115V2H113L112 4H110L109 2H108V0H106ZM123 1H125V0H123ZM129 1V0H128ZM136 1V0H135ZM135 1H133V3H135ZM139 0H137L136 2H138ZM143 2V0H140V2L139 3H142ZM149 1V0H148ZM147 0H146V2L147 3H150V2H148ZM61 2V3H60ZM71 2V3H70ZM74 2V3H73ZM80 2V3H79ZM88 2H89V4H88ZM118 2V3H117ZM120 2V3H119ZM60 3V4H59ZM64 3V4H63ZM116 3V4H115ZM124 3H129V7L128 6H126V4H125V6H124ZM165 3H163V4H165ZM53 4V5H52ZM70 4V5H69ZM75 4V5H74ZM86 4V5H85ZM102 4H105V6H103ZM106 4H108L109 6H107ZM144 4H145V1H144ZM150 4H152V3H150ZM56 6V8H53V6ZM61 5V6H60ZM85 5V6H84ZM100 5H101V8H100ZM113 5V6H112ZM118 5H120V8L122 7V6H124L123 8H126V10L124 9L123 10V8L122 9H120L119 7H118ZM152 5H154L155 6V3L154 4H152ZM47 6V7H46ZM54 6V7H55ZM75 6V7H74ZM114 7L115 8V6H117V8H116V11H115V9L113 8V10L111 11V9L112 8H110V11L109 12H111V13H107L108 15H110L109 17L106 15V17H105V14H106V11L107 10H109V8L108 9H103V10H101L102 9V7H105V8H107V7ZM133 6V7H134ZM71 7V8H70ZM77 7V8H76ZM79 7V8H78ZM82 7V8H81ZM168 7H170L171 9H173V11L172 10H170V16L168 15L169 14V12H167L166 11V9H168ZM53 8V9H52ZM68 8H69V10H68ZM74 8V9H73ZM76 8V9H75ZM81 8V9H80ZM169 8V9H170ZM176 8V9H177ZM181 8H183V9H181ZM56 9V10H55ZM85 9V10H84ZM119 11H118V10ZM133 9V8H132ZM169 9H168V11H169ZM106 10V11H105ZM178 10V9H177ZM188 10V9H187ZM199 10V11H198ZM245 10V11H244ZM45 11H46V13H45ZM72 13H71V12ZM89 11V12H88ZM99 11H100V13H99ZM113 11H115L116 13L117 12H120V11H122V13L120 12V13H117V14H113V15H111L112 14V12ZM126 12V13H123V12ZM163 11H164V13H163ZM197 11H198V13H197ZM225 11V12H226ZM238 11V12H237ZM262 11V12H261ZM105 12V13H104ZM246 12V14H242V13H245ZM74 13V14H73ZM81 13H82V16H81ZM238 13H240V15L238 16ZM262 13V14H261ZM90 14H92L91 16H89ZM94 14H96V15H94ZM102 14V15H101ZM159 14H160V12H159ZM176 14H178L177 16H179V18H178V20H177V17H176ZM187 14V15H186ZM198 14H200V15H198ZM79 15V16H78ZM124 15H127V16H124ZM196 15H198V16H196ZM219 15V17L221 16V18L222 19H225V21L227 22V20H228V23H226V22H224V20H223V23H222V19H221V21L219 20L218 21V19H219V17H217ZM227 15L228 16H230V17H228L227 18ZM260 15H262V16H260ZM75 16V17H74ZM86 16V17H85ZM116 16V17H115ZM122 16H124L123 18H122ZM161 16V15H160ZM165 16V15H164ZM223 16V17H222ZM83 17H85V18H87V17H89V18H87V19H84ZM97 17V18H96ZM114 17V18H113ZM162 17V16H161ZM188 17V16H187ZM193 17V18H192ZM195 17V18H194ZM251 17V18H250ZM259 17H261V18H259ZM149 18V17H148ZM196 18H198V19H196ZM230 18V19H229ZM233 18V19H232ZM70 19V20H69ZM80 19H81V21H80ZM102 19H109L110 21H109V23H107V24H105V23H101V22H105V21H107V20H105V21H102ZM115 19H117V20H115ZM126 19V20H125ZM129 19V20H128ZM132 19H133V21H132ZM135 19V20H134ZM139 19L140 20H143V21H139ZM144 19H145V21H144ZM196 19V23H195V20ZM213 19V18H212ZM252 19H254V20H252ZM72 20V21H71ZM87 20V21H86ZM113 20V21H112ZM115 20V21H114ZM198 20V21H197ZM238 20H240L239 22H238ZM256 20V21H255ZM76 21H78V22H76ZM88 21H90V22H88ZM91 21H93V22H91ZM94 21H96V23L94 22ZM100 21V22H99ZM125 21V22H124ZM160 21V20H159ZM191 21V22H190ZM203 21V22H202ZM214 21H215V23H217V25L215 26L214 24ZM218 21V22H217ZM236 21V22H235ZM115 22V24H117V25H114L113 23ZM144 22V23H143ZM153 22V21H152ZM192 22H193V24H195V26H196V24H197V22H198V24L199 25H197V27L198 28H200V29H197V27L196 28H194V25H192ZM247 22V23H246ZM250 22H251V26L249 25L250 24ZM260 24L259 26H257V24L258 23ZM72 23H73V25H72ZM96 25H95V24ZM100 24V26H99V24ZM118 23H119V25H118ZM151 23V22H150ZM164 23V22H163ZM161 24V25H159V27L161 26L162 27V25L164 26L165 25V23L164 24ZM189 23H191V25L193 26V28H192V26L189 24ZM202 23V24H201ZM218 23H222V24H224V25H220V24H218ZM230 23H232V24H230ZM240 23V24H239ZM244 23H245V27H244V29L243 28H241V27H243V25H244ZM249 23V24H248ZM74 24L75 25H79V28H78V26L76 27V26H74ZM102 24V25H101ZM120 24H122V25H120ZM147 24V25H146ZM151 24H153V23H151ZM203 26L204 25V27H202L203 29H206L205 27H208L207 28V30H209V28H211L212 27V29L214 30V31H211L212 29H210V31L212 32V33H209V31H207L206 32V30H204V31H202V28H201V25ZM207 24L209 25V26H207ZM237 24H239V25H237ZM106 26V27H104V26ZM109 25V26H108ZM111 25V26H110ZM112 25H114V26H112ZM148 25H149V27H148ZM189 25H190V27L192 28V30H191V28L189 27ZM221 26V28L223 27V26H225V29L226 28H229L230 26L232 27V26H234V28H232L233 29V31L232 32H230V34L228 35L227 34V29L226 30H218V26ZM230 25V26H229ZM249 25V26H248ZM70 26V27H69ZM82 26V27H81ZM95 26H97V27H95ZM229 26V27H228ZM237 26V27H236ZM250 27L249 28V31L248 30H245L246 28H248V27ZM253 26V27H252ZM256 26V27H255ZM72 27H74L73 28V30H72ZM76 27V28H75ZM102 27V28H101ZM108 27H109V30H108ZM160 27V28H161ZM186 27H187V25H186ZM231 27L229 28L230 29V31H231ZM235 27H236V29H235ZM261 27H262V31L260 30V32H259V29H261ZM80 28H84V30H86V31H88V32H86L87 34H85V33H83L82 34V32L80 31ZM87 28V29H86ZM93 28V29H92ZM112 28V29H111ZM157 28V29H156ZM217 28V29H216ZM239 28H241V29H239ZM91 30V31H89V30ZM97 29V30H96ZM149 29V30H148ZM151 29H152V31H151ZM222 29H224V27L222 28ZM234 29H235V31H234ZM154 30V31H155ZM196 30V31H195ZM218 30V31H217ZM250 30H253V31H251L250 32ZM257 30V31H256ZM222 31V33L225 31V35H228L229 37L227 38L225 35H224V37H223V35H221V32ZM229 31V30H228ZM239 31L241 32V33H239ZM245 31H246V33H245ZM89 32H90V34H89ZM91 32H93L92 34H91ZM95 32V33H94ZM149 32H151V33H149ZM158 32V33H157ZM214 32V33H213ZM220 33V35H219V33ZM233 32H234V34L236 33V34H240L239 36L238 35H236V36H238V39H236V37L234 36V34H233ZM249 32V33H248ZM258 32V33H257ZM22 33V34H21ZM68 33H70V34H68ZM153 33V34H152ZM179 33V35L177 36V34ZM182 33V34H181ZM188 33H190V35H188ZM231 33L233 34V36L231 35ZM57 34V35H56ZM95 34H97V35H95ZM141 34V35H140ZM159 34H161V35H159ZM212 34H215V36L213 35V37H211L212 36ZM242 34V35H241ZM244 34V35H243ZM246 34V35H245ZM249 34V35H248ZM151 35V37H150V39H149V37H147L148 39H146V42L145 41H142L141 43L142 44H140V42H138V44H133V45H131V43L133 42V41H135L137 38H138V36H150ZM165 35V37H163ZM170 35V36H171ZM188 35V37H186ZM231 35V36H230ZM256 35V36H255ZM262 37V38H260V36ZM17 36V37H16ZM54 36V37H53ZM58 37V39L59 38H63L62 40H61V42L63 43V40L65 39V41H64V43L63 44H61V42H59V40H57L60 44H58V42H56L55 40V37ZM73 38H72V37ZM154 36V37H153ZM194 36V34L192 35V37ZM217 36V37H218ZM243 36V38H241V37ZM158 37V38H157ZM177 37H178V39H177ZM207 37V38H206ZM216 38V39H218V43L217 44H219L220 43V40L222 39H220V38ZM230 37H233L234 39H232V38H230ZM252 38V39H251ZM15 39H17V40H15ZM20 39H21V41H20ZM27 39V40H26ZM50 39V40H49ZM52 39V40H51ZM68 39V40H67ZM72 39V40H71ZM163 39H164V41H165V39H166V42H164L163 41ZM169 39V40H168ZM213 39V40H214ZM216 39L214 40V42L216 41ZM220 39V40H219ZM228 39H232L233 41H231V42H234V40L236 39V41H238L237 42V44H235L236 43V41L234 42V43H231L230 44V40H228ZM19 40V41H18ZM41 40V41H40ZM73 40H76V41H74V43H73ZM223 40H221V42L223 41ZM252 40V41H251ZM253 40H255V42L253 41ZM40 41V42H39ZM45 42V43H43L44 44V46H45V48L46 47H48L49 49H50V47H49V45H52L51 46V51L52 50H57V51H55V52H53V53H51V55L49 54L48 55V57L50 56H53V57H51L52 58V62H53V60H54V63H39L40 61H39V54H40V52H42V51H45V48H44V46H42L43 44L41 43V42ZM51 41H53V42H55L56 44H54L53 42L52 43H50ZM69 41V42H68ZM70 41H71V43H70ZM77 41H79V42H77ZM154 41V42H153ZM170 41V42H169ZM182 41V42H181ZM200 41V42H201ZM242 41V42H241ZM246 41V42H245ZM260 41H258V42H260ZM262 41L260 42L261 44H263L262 43ZM8 42L11 44V42H12V44L14 43V42H20V44H22V45H20V48H18L16 51H13V50H11V49H9L8 47L10 46V44H8ZM65 42H66V44H65ZM168 42V43H167ZM172 42V43H171ZM217 42V41H216ZM247 42H251L250 43V45H249V43H247ZM6 43H7V45H6ZM28 43V44H27ZM48 43V44H47ZM112 43V44H111ZM169 43H171V44H169ZM223 43V42H222ZM245 45H244V44ZM252 43H255V44H252ZM257 44V46L258 47H260V45L261 44ZM45 44H47V45H45ZM68 44H69V46H68ZM75 44V45H74ZM109 44V45H108ZM146 44V45H145ZM216 44V43H215ZM225 44H228L227 42H225ZM242 44V45H241ZM248 44V45H247ZM151 45V46H150ZM152 45H155V46H152ZM171 45V46H170ZM234 45H237V46H234ZM243 45L245 46V47H243ZM61 46V47H60ZM108 46H117V47H119L120 49H123V50H129V51H131L132 53H135V54H137L139 57H142V58H144V59H147L146 60V63H143L142 64V59L141 58H133L132 60H129V59H126V60H124V62H125V64L124 63H118V66H117V63L115 64V63H108V64H103L102 62H100V64L98 63H91V65L93 64L94 66V68H91L92 70H90V69H88L89 71H79L78 72V69H76L75 67H72V66H68V65H70V63L69 64H67L66 65V63H62V59H61V57L62 58H64V57H69V56H71V54H72V56H74V54L75 53H83V54H90V52H91V54H94V53H96V52H100V51H102L101 49H104V48H106V47H108ZM140 46H141V48H140ZM163 46V47H162ZM174 46V47H173ZM195 46H197L196 48H195ZM238 46V47H239ZM247 46V47H246ZM263 47L262 48H264V44L262 45ZM54 47L56 48V49H54ZM143 47V48H142ZM146 47V48H145ZM176 47V48H175ZM200 47H201V45H200ZM136 48V49H135ZM152 50H151V49ZM162 48V49H161ZM194 48V49H193ZM199 48V49H198ZM261 48V47H260ZM261 48V49H262ZM184 49V50H183ZM197 49V50H196ZM209 49V48H208ZM207 49V50H208ZM241 49V48H240ZM260 49V50H261ZM10 50V51H9ZM48 50V49H47ZM95 50H100V51H96L95 52ZM136 50V51H135ZM145 50V51H144ZM151 50V51H150ZM206 50V53L208 52V54L210 53V49L207 51ZM259 50V49H258ZM257 50V51H258ZM137 51H138V53L139 54H141V55H139L138 53H137ZM247 51V50H246ZM17 52H19V53H17ZM46 52V51H45ZM44 52V53H45ZM57 52V53H56ZM61 52V53H60ZM200 52V51H199ZM259 53H261V52H263L264 53V49H263V51H258ZM12 53V54H11ZM13 53H15V56H14V54ZM43 53V52H42ZM55 53V54H54ZM192 53V54H193ZM70 54V55H69ZM249 54H251V53H249ZM155 55V56H154ZM212 55V54H211ZM12 58H11V57ZM37 56V57H36ZM71 56V57H72ZM264 56V55H263ZM39 57V58H38ZM58 58V59H55V58ZM10 59V60H9ZM61 59V60H60ZM154 59V58H153ZM6 60V61H5ZM17 60V61H16ZM29 60V61H28ZM33 61V60H37V61H35V62H38V63H28V62H31V61ZM8 61V62H7ZM19 61V62H18ZM21 61V62H20ZM56 61V62H55ZM61 61V62H60ZM264 61V60H263ZM34 62V61H33ZM63 62H64V60H63ZM128 62V63H127ZM130 62V63H129ZM136 62V63H135ZM11 63V64H10ZM151 63V62H150ZM264 63V62H263ZM263 63H260L261 64V66L262 67H264V64ZM23 64H25V66H26V64H27V66H28V68H26V67H24V65ZM30 64L31 65H33V67L35 66V67H37V68H39V69H37V68H35L34 67V69L32 68V66L30 67ZM102 64V65H101ZM110 64H112L111 66H110ZM121 64V65H120ZM152 64V63H151ZM19 65V66H18ZM21 65H23V67L21 66ZM41 65V66H40ZM103 65H105V66H103ZM116 65V66H115ZM119 65L121 66L120 68H119ZM124 65V66H123ZM128 65V66H127ZM132 65V66H131ZM146 65V66H145ZM150 65V66H149ZM64 66V67H63ZM65 66H68V67H66V69H65ZM98 66V67H97ZM114 66V68H116V69H113L112 67ZM149 66V67H148ZM151 66H153V68L151 67ZM154 66H156V68L154 67ZM158 66V67H157ZM260 66V67H261ZM17 67H18V69H17ZM30 67V68H29ZM92 67V66H91ZM118 67V68H117ZM123 67H125V68H123ZM126 67L131 71L130 73H129V71L126 73V75H127V77H125V74L120 78V77H118V78H120L119 80H120V82H119V80H118V78L117 79H115L116 77L114 76V74H115V72L113 71V72H111L112 70H117V72L118 71H120V70H123V69H126ZM148 67V68H147ZM163 69H164V71L166 72V70H167V72L170 70V72L172 73V69H170V68H166L165 69V67L164 66H161ZM43 69V70H46V72L44 71V73L42 72V71H40L41 69ZM68 68V69H67ZM76 69V71H75V69ZM104 68V69H103ZM107 68H112L111 70H109L110 71V73L108 72V70H107ZM123 68V69H122ZM145 68V69H144ZM153 69V71H154V68H155V73H153V71L151 70V69ZM162 68H160V69H162ZM225 68V70H229V72H230V74H232L231 73V69H229V68H227V66L226 67H224ZM227 68V69H226ZM21 69V70H20ZM55 69H56V71H55ZM61 69H63L62 71H61ZM65 69V70H64ZM102 69V70H101ZM120 69V70H119ZM159 71L158 72V74L162 77V79H161V77H159L158 76V74H157V70ZM163 69L161 70V72H163V73H165L164 71H163ZM261 69V68H260ZM263 70H264V68H262ZM262 69H261V71H262ZM24 70V71H23ZM32 70V71H31ZM48 70V71H47ZM54 70V71H53ZM67 70V72H72V74L73 75H71L70 74V76L72 77V79L70 80V81H68L67 79H64L61 75V72L64 74V72ZM69 70H72V71H69ZM80 70V69H79ZM95 70V71H94ZM105 70V73L106 74H104L103 73V71ZM107 70V71H106ZM134 70V71H133ZM146 70H148L149 71V73H146L147 71ZM204 70H206V69H204ZM204 70H202V75L205 77H214V73H212V71H210V73H205V72H207L208 70H206V71H204ZM228 70H227V73H228ZM73 71H75V72H73ZM140 71H142V73L140 72ZM151 71V72H150ZM5 72V71H4ZM24 72H26V73H24ZM28 72V73H27ZM55 72V73H54ZM60 72V74L58 75V73ZM80 72H82L83 73V75L81 76V74H79ZM87 74H86V73ZM116 72V73H117ZM134 72V73H133ZM140 72V73H139ZM144 72V73H143ZM204 72V73H203ZM264 71H262V73H263ZM86 75H88V76H86ZM90 73V74H89ZM136 73H137V75H136ZM139 73V74H138ZM146 73V74H145ZM7 74H9L8 72H7ZM21 74V75H20ZM28 74V75H27ZM79 74V75H78ZM135 74V75H134ZM141 74V75H140ZM145 74V75H144ZM150 74V75H149ZM167 74H169V73H167ZM209 74H211V75H209ZM15 75V76H16ZM26 75V76H25ZM35 75V76H34ZM105 75H106V77H105ZM107 75H111V76H113V77H115V78H113V77H107ZM131 75V76H130ZM165 75V74H164ZM209 75V76H208ZM213 75V76H212ZM233 75V74H232ZM263 75H264V73H263ZM60 76V77H59ZM84 76H85V78H84ZM148 77V79H146L147 77ZM150 76V77H149ZM151 76H155L154 78L152 77L151 78ZM234 76V75H233ZM59 77V78H58ZM125 77V78H124ZM130 77V78H129ZM146 77V78H145ZM156 77H157V79H156ZM209 77V78H210ZM6 78V77H5ZM51 78V79H50ZM56 78V79H55ZM78 78V79H77ZM123 78V79H122ZM151 78V79H150ZM160 78V79H159ZM235 78V77H234ZM249 78V80L251 79L250 78V76L248 77ZM252 80H254L255 78L252 76ZM48 79H50V81L48 80ZM62 79H64V81L62 80ZM79 79H81L80 81H79ZM118 82L117 84H116V81ZM155 79V80H154ZM159 80H161L160 81V83L162 84L163 82V84H164V86H163V84H162V86H161V84H159ZM246 80H248L247 79V77H246ZM62 81V82H61ZM66 81V82H65ZM77 81V82H76ZM122 81V82H121ZM155 81V82H154ZM257 81V82H256ZM61 82V83H60ZM71 82V83H70ZM73 82V83H72ZM112 82H113V84H112ZM254 82V81H253ZM255 82H256V84H258V82H259V84L261 83V81H259L258 79H256L255 80ZM254 82V83H255ZM14 83V84H13ZM44 83V84H43ZM52 85H51V84ZM109 83H110V85H109ZM15 84H17L16 86H15ZM19 84V85H18ZM79 86H78V85ZM96 84V85H95ZM100 86H99V85ZM156 84V85H155ZM166 84V85H165ZM22 85V86H21ZM65 85V86H64ZM68 85H70V86H68ZM105 85V86H104ZM168 85V86H167ZM7 86V87H6ZM29 86V85H28ZM49 88H48V87ZM130 86V87H129ZM145 86V87H144ZM158 86V88H156ZM159 86L160 87H163V89H161V91H160V89H159ZM44 87V88H43ZM59 87H60V89H59ZM62 87V88H61ZM76 87V88H75ZM92 87V88H91ZM101 87V89H99ZM109 87V88H108ZM148 87H150L149 89H148ZM165 87H170V88H168V89H170L171 91L173 90L172 88L174 87V89H176L175 90V92H173V93H171L170 92V90H168L167 88H165ZM172 87V88H171ZM178 87V88H177ZM197 88L195 85H193V87H192V89L193 88ZM20 88V89H19ZM32 88V89H31ZM73 89V91H71L72 89ZM91 88V89H90ZM145 88H146V90H145ZM164 88L166 89V92H167V90H168V95H167V93L165 94V93H163L165 96H163L162 94L159 96V94H157V92L159 91V92H164L163 90H164ZM194 88V90H196V92H197V90L198 89H195ZM43 89H45L44 91H43ZM70 89V90H69ZM105 89V90H104ZM109 89V90H108ZM128 89V90H127ZM159 89V90H158ZM180 89V88H179ZM178 89V90H179ZM182 89V90H183ZM9 90V91H8ZM14 90V91H13ZM16 90V91H15ZM24 90H26V91H24ZM33 90V91H32ZM42 90V91H41ZM74 90H77V91H74ZM89 90V91H88ZM110 90H112V91H110ZM117 90V91H116ZM125 90V91H124ZM151 90V91H150ZM186 90L189 92V93H187L186 92ZM190 90V91H189ZM194 90H193V92H194ZM56 91V92H55ZM79 91V92H78ZM92 91V92H91ZM105 91V93L106 94H108L107 96H105L106 94L104 93L103 94V92ZM107 91V92H106ZM123 91V92H122ZM128 91V92H127ZM157 91V92H156ZM11 92V93H10ZM156 92V93H155ZM158 92V93H159ZM169 92L171 93V95L169 94ZM184 94H183V93ZM4 93V94H3ZM13 93H15V94H13ZM68 93V94H67ZM70 93V94H69ZM98 93H99V95H98ZM101 93V94H100ZM122 93V94H121ZM132 93V94H131ZM134 93V94H133ZM117 94V95H116ZM176 94L177 95H179V96H176ZM183 94V95H182ZM66 95V96H65ZM79 97H77V96ZM81 95V96H80ZM126 95H127V97H126ZM129 95V96H128ZM153 95H158V97H157V99L158 100H156V97L155 96H153ZM166 95H167V97H166ZM185 95V96H186ZM207 95H211L210 96V98L209 97H207ZM64 96V97H63ZM85 96V97H84ZM105 96V97H104ZM112 96V97H111ZM117 96V97H116ZM133 98V100L134 99H138V100H132V98ZM170 97V99H171V103L169 102V97ZM178 97L179 99L182 97L183 99H185V100H183L182 98L180 99V101H179V99H178V101H176V102H174V101H172L173 99H175L176 97ZM181 96V97H180ZM214 96V97H213ZM73 97H76V98H74V99H76V101L75 100H73ZM124 97H126L127 99L128 98H131L130 100L131 101H133V103L136 101L138 104H140V103H144V104H146V105H144V106H147L146 107V109H145V107H144V112H143V107H141L142 108V110H141V112H143V114L145 115H143L142 113H141V116H139L140 115V108H139V110H138V108L137 109H135V111L136 110H138V113H136L133 109L135 108V105H133L132 104V102L130 103V104H132L131 106H130V104H129V102H130V100L128 99V104H126V105H124L123 107H120V108H116V110L117 111H115V108H111V110L109 109V104L110 103H114V101L117 99V101H119L120 99H123V102L125 103L126 101H124ZM167 100V101H165L164 100V98ZM200 97V96H199ZM211 97H213L212 99L214 100V98L216 99V100H214V101H212V99H211ZM9 98V99H8ZM83 98V99H82ZM90 100H89V99ZM115 98V99H114ZM66 99H70V100H72V101H68V102H66L67 100ZM85 99H87V100H89L90 102H89V104H91L92 102L91 101H93V103L94 104H92V106L94 105L96 108H88L87 106H85L84 108H82V107H80V108H76V109H78L77 110V112H76V110H73V104H75L73 101H75V102H77L78 101V103L79 104H81L82 103V100H84L85 101ZM110 99H112V100H114V101H112V100H110ZM169 99V100H168ZM32 100V101H31ZM139 100H141L142 102H140L139 103ZM176 100H177V98H176ZM181 100H183V102L185 103H183ZM63 101H65V102H63ZM84 101H83V103H84ZM109 101H111L110 103H109ZM158 102V101H160V102H158V103H161V104H156V103H153V102ZM161 101H163V102H161ZM3 102V103H2ZM62 102V103H61ZM105 102H107V103H105ZM116 102V101H115ZM122 102V103H123ZM126 102V103H127ZM135 102V103H136ZM146 102V103H145ZM173 102V103H172ZM182 102V103H181ZM216 103V104H214V103ZM7 103V104H6ZM65 103H67L68 105H66V106H64L63 107V105H65ZM71 103V105L69 106V104ZM104 103H105V105H104ZM134 103V104H135ZM136 103V104H137ZM151 103V104H150ZM165 103V104H164ZM194 103V104H193ZM99 104L101 105V106H99ZM179 104H177V105H179ZM5 105V106H4ZM12 105V106H11ZM167 105H166V107H167ZM52 106V107H51ZM59 106V107H58ZM61 106V107H60ZM98 106V107H97ZM103 106H106V109H104L105 107H103ZM202 106H206V107H203V109L201 108ZM39 107L41 108V109H39ZM43 107L45 108V107H47L46 109H44L43 110ZM130 107H131V109H130ZM173 107H176V106H173ZM176 107V108H177ZM186 107H188V108H186ZM14 110H13V109ZM31 108V110L29 111V109ZM57 108V109H56ZM64 110H63V109ZM65 108H67L66 110H65ZM85 108H87V110L85 109ZM101 108V109H100ZM126 108H128V109H126ZM133 108V109H132ZM200 110H199V109ZM206 108V110H204ZM215 108V109H216ZM261 108V107H260ZM20 109V110H19ZM33 109H35V110H33ZM83 109H85V110H83ZM92 109V110H91ZM262 109H264V107L263 108H261L260 110H261V112H263L262 113V115L264 116V111L262 110ZM15 110H17V111H15ZM23 110V111H22ZM45 110H46V113H45ZM62 110V111H61ZM92 112H91V111ZM95 110H97V111H95ZM120 110V111H119ZM199 110V111H198ZM31 112V113H29V112ZM51 111V112H50ZM72 111H73V114H72ZM83 111H87L86 113L85 112H83ZM123 111H127L128 112V114L126 113V112H124L123 113ZM134 111L135 112V114L134 115H137L136 117L138 118V117H140L139 119H140V121H141V119H143L142 121L145 123H148L149 121H151L152 119V121L151 122H153L154 124H152L151 122H149L148 124H146L145 123V125L143 126L142 124H143V122H141L140 124L143 126V127H141L140 126V124H139V120L137 121V119H135L136 117H134L133 115V118H132V116H131V114H129V112L130 113H132V112ZM146 111V112H145ZM149 111V110H148ZM208 112H211V111H209V110H207ZM19 112V113H18ZM22 112V113H21ZM25 112V115H23V113ZM91 112V113H90ZM96 112V113H95ZM102 112V113H101ZM105 112V113H104ZM133 112V113H134ZM195 112V113H196ZM19 114V115H17V114ZM20 113H21V116H20ZM49 113V114H48ZM51 113V114H50ZM53 113V114H52ZM55 113V114H54ZM65 113H66V115H65ZM80 113V114H79ZM88 113H89V115H88ZM117 113V114H116ZM126 114V115H128V117H130L129 118V121L127 120V118L128 117H126V119L125 118H123V114ZM64 114V115H63ZM76 114V115H75ZM102 114V115H101ZM32 115H33V117H32ZM40 115V116H39ZM54 115H55V117H54ZM57 115V116H56ZM62 115V116H61ZM80 115V116H79ZM120 115V116H119ZM144 116V118H143V116ZM19 117V121L16 123V121L18 120V117ZM23 116H24V118H23ZM35 116V117H34ZM38 116V117H37ZM60 116V117H59ZM72 116V117H71ZM148 116H149V118H148ZM1 117V116H0ZM40 117V118H39ZM151 117H152V119H151ZM2 118V117H1ZM10 118H11V120H10ZM30 118V119H29ZM46 120H45V119ZM48 118V119H47ZM103 118V119H102ZM122 118V119H121ZM146 118H148V120L146 119ZM12 119H13V121H12ZM35 121H34V120ZM42 119V120H41ZM49 119H51V120H49ZM108 119V120H107ZM121 119V120H120ZM8 120V121H7ZM20 120H21V122H20ZM22 120H23V122H22ZM27 120H32L31 122H33V123H31L30 121V123H27L28 121ZM46 122H45V121ZM56 120V121H55ZM134 120H136V122L134 121ZM146 120V121H145ZM27 121V122H26ZM67 121H69V122H67ZM121 121V122H120ZM127 121V122H126ZM13 122V123H12ZM99 122V123H98ZM138 122V123H137ZM167 121H166V119H165V123H166ZM10 123V124H9ZM15 123V124H14ZM20 123H23V124H20ZM97 125H96V124ZM111 123V124H110ZM123 123V124H122ZM127 123V124H126ZM130 123V124H129ZM132 123L134 124L135 123V126H133L132 125ZM152 125H151V124ZM155 124H156V126H155ZM158 124L159 125H161V126H158ZM6 125V126H5ZM15 125V126H14ZM27 125V126H26ZM132 125V126H131ZM139 126V127H137V126ZM147 125V126H146ZM157 128V129H155V127ZM18 126V127H17ZM23 126V127H22ZM26 126V127H25ZM164 126V127H163ZM168 126H170V129H168L169 127ZM175 126V127H174ZM5 127V128H4ZM154 127V128H153ZM161 129H160V128ZM165 127H167V128H165ZM4 128V129H3ZM137 128V129H136ZM146 128H148V130H146ZM175 128V129H174ZM183 128H185L186 130H188V132L184 129L183 130ZM157 130V131H155V130ZM172 129V130H171ZM181 129V130H180ZM135 130L136 131H139L140 130V132H135ZM143 130V131H142ZM151 130L149 131V132H151ZM168 130V131H167ZM183 130V131H182ZM192 130V131H191ZM240 130V129H239ZM239 130H237L236 132H238V133H240V131ZM176 131V132H175ZM178 131H180V132H178ZM187 133H186V132ZM189 131H191V134H188L189 133ZM198 131V132H197ZM213 131V132H212ZM4 132V133H3ZM143 132V133H142ZM183 132V133H182ZM197 132V133H196ZM206 132H207V137L208 136H210V139L208 138V141L206 142ZM95 133V136H96V134H97V136L100 134L101 136V139H102V137H104V139H106L107 137L108 138H114V140L113 141H115V139L116 140H118V142L117 143H113L114 145H118L119 143V145L117 146V148L115 149L114 147V149L115 150H110V149H112V147L107 151L106 149H104V148H109L108 146H106L107 144H109V141H108V143H107V141L106 140H104V139H102V141L104 140L107 144H105V142L104 143H102L101 142V140H100V138L98 139L99 141H98V144H96V143H93V142H91V141H93V140H91V139H88L89 137H88V135H93ZM113 133V134H112ZM179 133L182 135V134H184L185 135V138H183V136H178L179 135ZM192 133L195 135V136H192ZM202 133L204 134V136L202 135ZM103 134V135H102ZM109 134V135H108ZM137 134V135H136ZM168 134V135H169ZM173 134H175V137H174V139H173ZM177 134V135H176ZM186 134L188 135V136H186ZM210 134V135H209ZM26 135V136H25ZM104 135H107V136H104ZM18 137V139H17V137ZM21 136H25V137H22L21 138ZM112 136H114V137H112ZM122 136V137H121ZM133 136V137H134ZM170 136V135H169ZM168 136V137H169ZM192 136V137H191ZM201 136V137H200ZM52 137V138H51ZM87 137V138H86ZM188 137H190V138H188ZM229 137V136H228ZM2 138V139H1ZM24 138H26V140L29 142V143H27L26 142V140H24ZM53 138H58L60 141L57 143V146H58V148H57V146L55 145L56 144V142L54 143V142H52L51 143V140L53 139ZM122 138V139H121ZM202 140H201V139ZM203 138H205L206 140L204 141L203 140ZM15 139H17L18 140V142H16V140ZM20 139H22L21 141H20ZM38 139H40V140H38ZM42 139L44 140V141H46L45 142V146L43 145V143L42 142H44V141H42ZM62 139V140H61ZM200 139V140H199ZM36 142H35V141ZM49 142H48V141ZM64 140V141H63ZM214 140V139H213ZM31 141H32V143H31ZM33 141L36 143V144H38V141H40L41 143H42V145H43V147H42V145L41 144H38L37 146L36 145H34L33 144ZM53 141V140H52ZM56 141H58V140H56ZM186 141V140H185ZM198 141H200V143L198 142ZM39 142V143H40ZM66 144H65V143ZM90 142V143H89ZM99 142H101V144L99 143ZM226 142V141H225ZM24 143H26V144H24ZM46 143H47V145H50V144H52L51 146H47L46 145ZM64 143V144H63ZM93 143V144H92ZM110 143H112V140L110 141ZM199 143V144H198ZM228 144V147H227V144ZM226 143H220L219 145L218 144H215V146H214V152L216 151L217 153H220L221 152V154H223L222 152H229V150L231 149V150H234L235 148L233 147V146H230V144L228 143V140H227V142ZM24 144V145H23ZM27 144H29V145H27ZM103 144L105 145L104 146V148L103 147H101V146H103ZM207 144H205V145H207ZM212 144V143H211ZM224 144V145H223ZM39 145H40V147H39ZM121 145H123V144H121ZM213 145H214V143H213ZM223 145V146H222ZM32 146V147H31ZM94 146V147H95ZM218 146H221V147H218ZM38 147V148H37ZM34 148V149H33ZM48 148V149H47ZM98 148V149H97ZM219 148V149H218ZM223 149V150H221V149ZM233 148V149H232ZM32 149V150H31ZM200 149V148H199ZM56 150H57V152H56ZM61 150V151H60ZM117 150V151H116ZM202 150H203V148H202ZM227 150V151H226ZM44 151V152H43ZM115 151V152H114ZM32 153V154H31ZM39 153V154H38ZM84 153V156H82V157H85V152H83ZM206 153H208V152H206ZM36 154V155H35ZM38 154V155H37ZM118 154V153H117ZM116 154V155H117ZM32 155V156H31ZM39 155H40V157H39ZM68 155V156H67ZM209 155V157L208 158H210V155L212 156V153L211 152H209L208 154H207V156ZM35 158V159H38L39 161H43L44 160V162H39L38 160H37V162H34L35 161V159H33V158ZM75 157V156H74ZM78 157V156H77ZM81 156H79L78 158H80ZM81 157V158H82ZM137 157V156H136ZM5 158V159H4ZM31 158V159H30ZM133 158H135V156H133ZM63 159V160H62ZM264 158L263 157H260V158H258V164H256V165H258V166H255V167H253V169L251 170V169H249V168H252V167H249V168H247L246 170H245V172L248 174V175H250V176H254L253 175V172H255V178H257L258 180H260V176H262V178L264 179V167H263V160ZM30 160V161H29ZM34 160V161H33ZM62 160V161H61ZM9 161V162H8ZM27 161V163H24V162H26ZM9 163V165H8V163ZM14 163V164H12V163ZM23 162V163H22ZM61 162V163H60ZM37 163V164H36ZM64 163V162H63ZM45 164H43L44 166H46ZM75 165V163H71V165ZM77 164V163H76ZM5 165V166H4ZM6 165H8L7 166V168H6ZM16 165V166H15ZM21 165H19V166H21ZM73 165V166H74ZM79 165H82V163L81 164H79L78 163V165H77V167H73V166H70V164L69 165H67V168H68V166L71 168V169H66V171L68 172H66L65 170H63L62 172H60V174L59 173H56V175H54L53 174V176L51 175H46V174H49V173H46V174H44V175H46V178L47 177H49L48 179H42V183L39 181V180H36V182L35 181H32V183L30 184V183H27L25 180H21L20 182L23 184V181L25 182L24 184H25V186H23V185H21L20 186V184H15L14 183V185H15V187H17V190L19 191V192H33V190L36 188V189H43V188H50V189H52V190H61V191H64V193H63V195H66L65 197H68V200H70V199H73V197L75 196H73L72 194L74 193V194H76V193H80V192H83V191H85V189L87 190V189H91V187L93 188H95V190H98V192H100L101 193V191H102V193H103V191H106V190H108L107 192H105V193H107L106 195L107 196H109L111 199H113V200H117V201H121V200H123V202H125V201H127V195H131V194H128L127 192H128V190H126V189H122V188H120L119 187V185H121V181H123V182H129V180H125V179H128V178H126L127 177V173H129L128 171H125V170H119V171H122V174L121 173H119V175L117 176V175H115V177L113 176V174H111L112 176L110 177V179H108L109 181H105L104 182V184H102L103 183V179L105 178V177H109L110 175H106L107 174V172L109 171H107V169H106V171L107 172H96V171H93L92 169L90 170L89 169V167L87 168V167H84L83 165H82V167H79ZM5 167V169H4V167ZM9 166H10V168H9ZM15 166V167H14ZM55 166V167H56ZM3 167V168H2ZM59 167V166H58ZM35 168H37V167H35ZM87 168V169H86ZM8 169V170H7ZM258 169H259V171H258ZM3 170V171H2ZM4 170H6V171H4ZM71 170V171H70ZM252 172H251V171ZM123 171H125L124 173H123ZM248 171V172H247ZM3 172V173H2ZM127 172V173H126ZM67 173V174H66ZM100 173L103 175V176H105V177H103L102 175H100ZM108 173H110V171L108 172ZM126 173V174H125ZM142 173V172H141ZM251 173V174H250ZM62 174V175H61ZM65 174V175H64ZM69 174V175H68ZM99 174V175H98ZM121 174V175H120ZM124 174V175H123ZM148 174H151V173H148ZM144 175V174H143ZM146 176H147V174H145ZM144 175V176H145ZM152 176H147V177H145V178H151L152 179V177L153 178H155L154 177V175L153 174H151ZM55 176V177H54ZM62 176V177H61ZM69 176V177H68ZM102 176V177H101ZM117 176V177H116ZM120 176V178H118ZM122 176V177H121ZM50 177H51V179H50ZM64 177H66L65 179H64ZM92 177V178H91ZM123 177H125L124 179H123ZM60 178V179H59ZM101 178V180H99ZM114 178V179H113ZM117 178H118V180H117ZM52 180V181H54V182H51V181H48V180ZM63 179V180H62ZM92 179V180H91ZM123 179V180H122ZM142 179V178H141ZM140 179V180H141ZM58 180H60L59 182H58ZM98 180H99V182H98ZM116 180V181H115ZM28 181V180H27ZM48 181V182H47ZM93 181V182H92ZM110 181H111V184H109L110 183ZM120 181V182H119ZM246 181H247V183H249L250 181H248V180H245L242 184H243V187H245L244 189H247L246 191H245V193L247 194H249L250 196H252V197H254V198H257V197H259V195L258 194H260V193H262V191H263V193H264V181H262L261 183H262V185L263 186H261V185H257L258 186V189L256 188V187H254L252 184H251V186L249 185V184H247L246 183ZM31 182V181H30ZM38 182V183H37ZM109 182V183H108ZM115 182V183H114ZM257 182V181H256ZM28 185H27V184ZM35 183V184H34ZM39 183H41V184H39ZM105 183H106V186L108 187V189L106 188V186H105ZM102 184V185H101ZM108 184H109V186H108ZM119 184V185H118ZM242 184H241V186H242ZM254 184V183H253ZM46 185V186H45ZM244 185H246V186H244ZM247 185H249V187L247 186ZM255 185V184H254ZM35 186V187H34ZM38 186V187H37ZM45 186V187H44ZM119 188H118V187ZM20 187V188H19ZM103 187H105L106 188V190H105V188H104V190H103ZM22 188V189H21ZM55 188V189H54ZM60 188H62V189H60ZM65 188V189H64ZM254 188H256L259 192H257L256 191V189H254ZM21 189V190H20ZM248 189H249V191H248ZM251 189H253V191H254V193H255V191H256V194H253V193H251V192H253ZM262 189V190H261ZM69 190V191H68ZM73 190H76V191H73ZM34 191H36V190H34ZM65 191L67 192H69L68 193V195L65 193ZM130 191V190H129ZM7 192H4L3 194L5 195ZM101 193V194H102ZM105 193H103V194H105ZM258 193V194H257ZM125 194H127V195H125ZM252 194V195H251ZM6 195H8V194H6ZM42 197H41V196ZM40 195H37L36 197L38 198H36L35 200L36 201H41L44 205L46 204L47 205V203L49 204L50 203V201H49V197L48 196H45L44 197V194L42 195V194H40ZM125 195V196H124ZM255 195H257V197H255ZM70 196V197H69ZM77 196V195H76ZM75 196V197H76ZM133 196V195H132ZM261 196H264V195H261ZM41 197V199L39 200V198ZM122 197V198H121ZM123 197H125L126 198V200L123 198ZM44 198V199H43ZM70 198V199H69ZM115 198H117V199H115ZM119 198H121V199H119ZM253 198V199H254ZM48 201H47V200ZM125 200V201H124ZM41 202H40V204H41ZM46 202V203H45ZM42 206V207H46V206ZM9 215V214H8ZM8 215H6L4 218H6L5 219V221H7L8 219H9V221H14V219H15V221H14V223L15 222H17V223H20L19 224V227H17V229L16 230H18V232L16 231V234L18 235V234H20V237H23L24 236V239L27 241H21V238L19 237V236H15L16 234L14 233H12L11 235H9V234H7V235H9V236H11V237H8L6 234L4 235L3 233H1L0 232V235H2V236H0V240H1V238H2V240H3V243L7 246V247H11V248H14V246H15V248H20L19 246H18V244L20 245V243L21 244H23V242L24 243H26V245H27V251L29 250V249H31V251L32 250H34V249H32V248H35L36 246L34 245V243L37 245V240H39L40 241V236H41V238L42 237H44V239H41L42 241L44 240V241H46L47 240V238H48V240H50V241H53V242H57V240H53V238L52 237H47V236H42L41 234H40V232L38 233L40 236H38V234H36V230H46V228L47 229H49V227L47 226L46 227V224H44V223H42V222H39V223H37V226H38V228H36V230H34L33 228V230H31L30 232H29V230H30V228H28L27 230H25L23 227H24V224L22 225V221L21 222H19V219H18V217L17 216H15V215H12V214H10L11 216H8ZM2 216V215H1ZM13 216V217H12ZM17 218V221H16V218ZM21 217V216H20ZM29 216H23L22 215V218H20L21 220H23V221H25V222H28V218ZM150 217V216H149ZM148 216H147V218H148V220H147V222H146V225H148V226H150V227H154V228H157V227H160V226H162V225H164V223H162L163 221H162V218L160 217V218H158L159 216H156V218L157 219H160V220H158V221H156V218H155V216H153V217H150L149 218ZM24 218H25V220H24ZM146 218V216H145V219H147ZM153 218V219H152ZM155 218V219H154ZM213 218V217H212ZM150 220V221H149ZM153 220H155V221H153ZM216 220L217 219H215V220H213L214 222L212 223V227L210 228V229H204V228H208V227H204L203 228V230H202V228H200L203 232H205V231H207V232H205V233H208V232H211L212 230H215V232H217V229H219L217 226H219V227H224L225 228V224H226V230L223 228V229H221L220 228V230L218 231V232H221V231H229V232H235V230L236 229H234V228H230V226H227L228 225V223H224V222H219V225H218V222H216ZM218 221V220H217ZM216 222V223H215ZM210 223V224H211ZM162 224V225H161ZM222 224H224V225H222ZM230 224V223H229ZM21 225V226H20ZM45 225V226H44ZM23 226V227H22ZM40 226V227H39ZM41 226H43V227H45V229H43V227H41ZM200 226H202V225H200ZM216 226V227H215ZM203 227V226H202ZM227 227H228V229H227ZM23 228V229H22ZM20 230V231H19ZM205 230V231H204ZM23 231V232H22ZM26 231H28V233L26 232ZM32 231H34V232H32ZM44 231H43V233H44ZM21 232V233H20ZM26 233V234H25ZM45 233H46V231H45ZM25 234V235H24ZM33 234V235H32ZM34 234H35V236H34ZM136 234V233H135ZM262 234H263V232H262ZM22 235V236H21ZM4 236V237H3ZM13 236H15L16 237V239H15V237L13 238ZM38 236V237H37ZM50 236V235H49ZM26 237H28V238H26ZM45 237H47L46 239H45ZM14 240H13V239ZM18 238H20V239H18ZM30 238V239H29ZM35 238V240H32V239H34ZM50 238V239H49ZM55 238V237H54ZM1 240V241H2ZM15 240H18V242L17 241H15ZM20 240V241H19ZM9 241L11 242V243H9ZM34 241H36V242H34ZM69 241H71L70 239H69ZM69 241H68V239L67 240H64L63 242L64 243H67V246H69L70 245V243H69ZM73 241H75V240H73ZM82 241V240H81ZM81 241H77L78 243H80ZM49 244H53V242L51 243V242H49V241H47ZM77 242H75L74 243V245H73V243H71V245H70V247L73 245V246H77L78 244H76ZM82 242H84V240L82 241ZM29 245H28V244ZM32 243V244H31ZM10 244V245H9ZM15 244V245H14ZM55 244V243H54ZM82 244H86L85 242L84 243H82ZM25 245V246H26ZM35 246V247H34ZM75 246V247H76ZM81 246V245H80ZM31 247V248H30ZM79 247V246H78ZM29 248V249H28ZM25 249V250H26ZM196 249H198V248H196ZM30 250L28 251V253L29 252H31ZM7 253H9L8 251H6ZM33 253H32V255L34 254L35 255V252L34 251H32ZM3 255L4 256H2V254H1V256L2 257H6V255L3 253ZM8 255V254H7ZM29 255H30V253H29ZM31 255V256H32ZM34 255L32 256V257H34Z\"/></svg>",
    "mask_w": 264,
    "mask_h": 264
}]
</instances>
